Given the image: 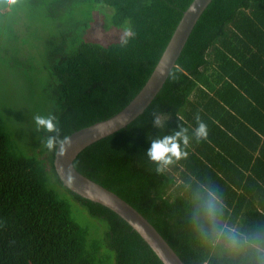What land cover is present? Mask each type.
I'll use <instances>...</instances> for the list:
<instances>
[{
    "label": "trees",
    "instance_id": "16d2710c",
    "mask_svg": "<svg viewBox=\"0 0 264 264\" xmlns=\"http://www.w3.org/2000/svg\"><path fill=\"white\" fill-rule=\"evenodd\" d=\"M193 1L46 4L59 29L43 49L42 108L56 117L61 137L122 112ZM116 28L134 36L112 40ZM7 61L17 73L19 58ZM153 113L169 117L163 128L153 127ZM197 115L207 138H192L187 158L158 174L145 155L151 139L178 126L191 138ZM3 125L0 119V264H163L113 210L62 184L55 153L43 147L45 133L35 131L33 119L30 153L9 148L14 139ZM74 166L137 210L183 264H264L254 250L264 247V0H213L157 98L127 126L80 151ZM210 195L219 238L194 221L199 214L203 222Z\"/></svg>",
    "mask_w": 264,
    "mask_h": 264
},
{
    "label": "water",
    "instance_id": "95a60500",
    "mask_svg": "<svg viewBox=\"0 0 264 264\" xmlns=\"http://www.w3.org/2000/svg\"><path fill=\"white\" fill-rule=\"evenodd\" d=\"M213 0H194L168 42L160 61L136 97L115 117L78 131L70 138L66 154H55L54 169L62 184L71 191L100 203L125 220L156 253L163 264H183L169 243L137 210L114 192L81 174L74 166L76 156L93 143L121 130L138 117L157 98L193 32L201 15ZM70 182V183H69Z\"/></svg>",
    "mask_w": 264,
    "mask_h": 264
},
{
    "label": "rangeland",
    "instance_id": "374dc122",
    "mask_svg": "<svg viewBox=\"0 0 264 264\" xmlns=\"http://www.w3.org/2000/svg\"><path fill=\"white\" fill-rule=\"evenodd\" d=\"M41 1L43 4L31 6L27 0H18L7 11L0 12V119L4 132L12 134L14 141L9 142V148L16 153H30V120L35 115L44 116L42 91L47 77L42 70L44 45L59 29V22L46 13V4L51 0ZM125 32L124 28H116L109 33L114 36L112 40H122ZM14 55L16 60L19 58L15 65L17 73L12 72L7 61ZM15 75L23 79L17 83ZM23 104L29 105V111H25ZM20 112L23 117H16Z\"/></svg>",
    "mask_w": 264,
    "mask_h": 264
},
{
    "label": "clouds",
    "instance_id": "9594fccd",
    "mask_svg": "<svg viewBox=\"0 0 264 264\" xmlns=\"http://www.w3.org/2000/svg\"><path fill=\"white\" fill-rule=\"evenodd\" d=\"M17 3L18 0H0V12L7 11ZM124 35L126 43L127 39L134 36V32L129 28ZM168 119L169 117L167 116L153 113V127L156 129L163 128ZM33 120L35 131L37 133H45L42 141L43 147L49 152H54L57 156L63 157L68 147H70V138L67 136L61 137L56 117L53 115H35ZM195 120L197 127L194 129L191 138L188 134V129L181 126H178V130L172 134L163 135L155 139L150 138V147L147 149L145 155L149 162L156 166L155 171L158 174L164 172L169 166L176 164L178 161L187 158L188 152L186 149L189 147L192 138L197 143L207 138V125L201 121L199 115L195 117ZM215 199L214 196L210 195V199L203 205V222L199 214L194 217V221L206 236L211 237L215 234L219 238L224 233L222 229L217 230V207L214 203ZM231 232L232 230H229L230 234L227 238L231 245L236 247L239 241ZM254 250L258 259H264V247L255 245Z\"/></svg>",
    "mask_w": 264,
    "mask_h": 264
}]
</instances>
